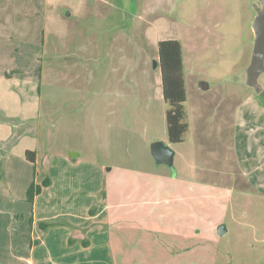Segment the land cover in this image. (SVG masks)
<instances>
[{
	"label": "rangeland",
	"instance_id": "374dc122",
	"mask_svg": "<svg viewBox=\"0 0 264 264\" xmlns=\"http://www.w3.org/2000/svg\"><path fill=\"white\" fill-rule=\"evenodd\" d=\"M79 1L0 0V264H109L111 241L112 264H264V167L255 170L264 159V129H248L252 109L264 111V72L257 79L250 72L258 0H109L112 6L96 8L97 24L93 16L78 19L86 11ZM59 11L66 25L56 23ZM120 16L132 19L125 29L141 16L182 43L190 129L172 143L179 145L173 165L158 164L151 149L162 141L151 140L156 130L165 135V99L138 90L115 96L98 63L87 85L81 55L75 44L68 48L74 39L62 48L63 37L52 35L55 48L42 46L51 18V27L75 38L78 29L100 35ZM150 108L165 116L161 126L147 116ZM60 155L81 162L58 163ZM75 175L80 183L71 182ZM160 177L177 180L179 193H166ZM32 183L41 188L33 203ZM101 210L103 228L90 232L104 229L106 238L90 244L86 233L98 222L79 224L76 213L94 218Z\"/></svg>",
	"mask_w": 264,
	"mask_h": 264
},
{
	"label": "crops",
	"instance_id": "0c3cea01",
	"mask_svg": "<svg viewBox=\"0 0 264 264\" xmlns=\"http://www.w3.org/2000/svg\"><path fill=\"white\" fill-rule=\"evenodd\" d=\"M82 2V6L85 8V12L83 15H81L78 19L84 21L86 17L88 16H93L94 22L93 23H98L99 22V17L102 16L99 14L100 12L97 11L99 7L102 6H112L111 2L109 0H97L96 3L98 4H91V0H81L79 1ZM70 6V5H68ZM97 8V9H96ZM81 12V11H80ZM55 14L56 17V23L60 25H66L68 20L61 14ZM72 13V12H71ZM103 16H105L103 14ZM96 17V18H95ZM92 18V17H91ZM103 18V17H102ZM101 18V19H102ZM123 18L120 16V24L117 26H107L105 31L102 32V34H97L95 31L87 33L84 30L78 29L75 30V38H70L68 35H64V33L61 32L60 29H55L52 25V20L54 21L55 19L51 18V21L49 24H47V28L45 27L44 31V36L42 37V46L43 47H50V48H55V46H52V42L49 39L52 35H56L62 38V42L59 44L62 48H64L68 42V40H76L75 42L72 41L69 46H73L75 44V47L77 48V51H74L75 54L81 55V62L79 63L80 66L78 67V71H87L89 72V79H86L87 85L88 82L91 83L93 80V77H95V73H92V69L97 67V63L99 64L98 66L101 67L105 72H106V79H104L105 83V89L111 92L115 96H120L121 94L126 96V91L128 90H138L139 96L142 95H147L149 97L159 96V99H164L163 95V83H162V73H161V67L160 64H158L157 67H153L151 65V62L154 61L158 58L159 56V42L162 39H167L161 34L162 28L159 27L155 22H147L144 21L142 23V20L144 19L143 17L140 16L139 20L136 22L135 26L133 27H127L125 29V25H130L132 23H129L128 21H132V19L128 18L127 20H122ZM156 21V20H155ZM92 23V24H93ZM115 27L116 30H115ZM98 27H95L93 29L97 30ZM135 28V29H134ZM92 29V30H93ZM115 30V31H114ZM171 38V37H170ZM103 43V45H102ZM56 45V44H55ZM158 50V54H157ZM47 54V53H46ZM90 55L91 61H93V67L90 65H85L84 60H87L86 55ZM63 55V54H62ZM22 70V69H18ZM91 71V72H90ZM115 71H116V77L115 76ZM129 71L130 74L128 77L126 76V72ZM99 73V72H98ZM139 73L138 77H135L136 74ZM85 87V83L83 84ZM137 88V89H135ZM147 116L151 118L153 121V124H156L158 126V121L160 118V126L162 124V118L165 116L160 115L159 117L155 116L154 113L150 111L147 113ZM252 116L254 118V122H252L253 128L250 126L248 128L250 132H253L255 129V134L258 135L257 132H260V129H264V111L261 106L259 108H255L254 110L252 109ZM165 122H166V129L164 130L165 135H160L158 134V130L152 135L151 140H162L164 141L167 145H169L175 152L174 155V163L177 157V145H172V143L169 141L168 137V129H167V121L165 117ZM243 124L242 121H240V124L238 122V126ZM255 125V126H254ZM167 133V137H166ZM159 138V139H156ZM261 135H260V143H261ZM153 143V142H152ZM176 144V143H174ZM179 146V145H178ZM183 154V153H181ZM62 158L63 162L67 166H73L76 160L71 158V156L67 155H60L57 157H54V160H56L58 163L60 162V159ZM81 161H78L73 168L78 166V164ZM84 162V161H83ZM95 164V163H94ZM159 164V163H158ZM102 163L100 164H95L96 167H100L97 169L102 168ZM264 167V159L261 163V165L257 166L255 170L257 172L263 171L262 168ZM102 170V169H101ZM107 172L103 171V179L109 178L108 175H106ZM77 178H74L71 180V182H78L80 183L79 179L80 177L75 175ZM53 182H56V178L54 177ZM159 184L166 193H169V191H174L175 194L179 193V188L180 184L177 180L171 179L170 177H160L159 179ZM76 197H78L76 195ZM39 196L36 197L35 200V215L33 217V227H32V232H33V237L34 239H37L38 237H34L37 234V223L39 220ZM33 212V211H32ZM103 210L98 213V215L94 218H91L87 212L81 211L77 212L76 214L81 217L83 220L79 221V224L83 223H90L93 220H96L98 222L97 228H90L88 233L86 235L89 238L90 244L93 242H98L100 241L101 237L106 238V234L104 229L100 233H94L98 229H102L103 227L100 225L99 221H101V216L103 215ZM67 218H70L72 216L71 213H67ZM105 220H108V217L105 216ZM110 221V218H109ZM106 222V221H105ZM82 227V225H79ZM83 228V227H82ZM94 230V232H90ZM93 236V237H92ZM92 237V238H91ZM44 238V237H43ZM42 242V240H41ZM44 242V239H43ZM38 245H34L31 247V252L34 253ZM107 258H109V264H112L110 262L111 260H114L113 258L115 257V253L112 247V241L109 244L108 248V254L105 255Z\"/></svg>",
	"mask_w": 264,
	"mask_h": 264
},
{
	"label": "trees",
	"instance_id": "16d2710c",
	"mask_svg": "<svg viewBox=\"0 0 264 264\" xmlns=\"http://www.w3.org/2000/svg\"><path fill=\"white\" fill-rule=\"evenodd\" d=\"M159 59L162 73L163 95L168 109L166 112V121L168 137L171 143H180L185 140L190 129L187 121V92L185 87L182 43L178 39L167 38L159 42ZM22 70H12L18 72ZM10 75V74H9ZM36 153L32 150L26 151V157L29 161H36ZM50 179L44 181L49 184ZM41 190L35 183L29 188L28 198L33 203L36 193ZM33 211V210H32ZM33 221V218H32Z\"/></svg>",
	"mask_w": 264,
	"mask_h": 264
},
{
	"label": "water",
	"instance_id": "95a60500",
	"mask_svg": "<svg viewBox=\"0 0 264 264\" xmlns=\"http://www.w3.org/2000/svg\"><path fill=\"white\" fill-rule=\"evenodd\" d=\"M258 2L260 3V7L256 10V15L252 21L254 30V49L250 65L251 75L256 79L264 72V0H258ZM158 64V60H155L154 66L157 67ZM201 87L206 89L209 87V84L203 81L201 82ZM151 149L158 163L173 165L175 152L165 142L154 141L151 144ZM77 154V152H72V156H76ZM218 232L223 235L227 232V226L221 224L218 228Z\"/></svg>",
	"mask_w": 264,
	"mask_h": 264
}]
</instances>
